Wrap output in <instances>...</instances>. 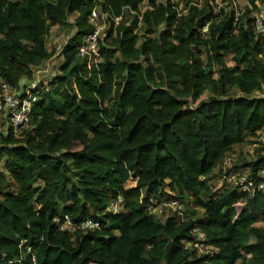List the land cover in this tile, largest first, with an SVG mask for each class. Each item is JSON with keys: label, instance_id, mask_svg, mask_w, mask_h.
I'll use <instances>...</instances> for the list:
<instances>
[{"label": "trees", "instance_id": "obj_1", "mask_svg": "<svg viewBox=\"0 0 264 264\" xmlns=\"http://www.w3.org/2000/svg\"><path fill=\"white\" fill-rule=\"evenodd\" d=\"M207 1L0 0V93L61 61L22 133L0 112V264H264V35L233 8L264 0ZM93 10L108 26L89 60ZM53 28L73 32L60 51ZM246 137L252 156L230 157ZM242 175L250 193L227 182ZM198 234L206 250L185 248Z\"/></svg>", "mask_w": 264, "mask_h": 264}, {"label": "built area", "instance_id": "obj_2", "mask_svg": "<svg viewBox=\"0 0 264 264\" xmlns=\"http://www.w3.org/2000/svg\"><path fill=\"white\" fill-rule=\"evenodd\" d=\"M178 0H175L177 5ZM217 7H221V3L215 2ZM195 5V4H194ZM233 8L235 11L236 19L241 16L246 10L253 17L254 28L258 33L264 35V1L255 2L254 5L246 1H233ZM178 15L183 14L185 11H180ZM108 15L106 13L99 14L97 10L91 12L89 23L92 24L95 28L92 34H90L86 39L83 45L79 48V56H87L89 60L96 59L97 55V41L101 38L103 32L106 30L108 24L106 18ZM120 18H115L117 22ZM207 31V25L202 29V32ZM62 46H57V51H60ZM36 79V78H35ZM38 82V78L36 79ZM35 80V81H36ZM36 83V82H35ZM47 84L40 86H35L31 88L23 89L20 93H15L14 89L8 86L7 84L1 85L0 93V112H4V115L8 119V125L14 135H19L22 133L28 126L30 122V113L33 105L38 100V91L37 89H46ZM237 154L231 155L230 157L234 158ZM230 158L225 160V164H229ZM227 182L237 186L240 190L250 193L253 189V183L245 175L239 177H228ZM259 189L264 188V185H259ZM121 207V198L118 197L116 200H113L107 209V212L116 214L118 213L119 208ZM148 210L152 213L158 215L161 213L163 208H170L173 211H180L181 206L177 201H154L147 205ZM56 223L59 224V230L61 231H73L74 229H96L100 225L97 222L92 221L91 219H86L83 223L76 226L68 218L64 220L56 219ZM204 236L198 234V238L193 241H184L183 244L185 248L194 247L199 251L206 250V247L203 246L202 242Z\"/></svg>", "mask_w": 264, "mask_h": 264}, {"label": "rangeland", "instance_id": "obj_3", "mask_svg": "<svg viewBox=\"0 0 264 264\" xmlns=\"http://www.w3.org/2000/svg\"><path fill=\"white\" fill-rule=\"evenodd\" d=\"M215 1L217 3H221V0H215ZM187 2H188L189 6L194 5V4L201 6L205 2H208V1L207 0H188V1L187 0H181V1H178L177 7L180 11H183V10L185 11L183 14H185L187 12V9L184 7L185 3H187ZM144 8L142 7V9H144ZM72 35H73V32H69L67 30L62 31V30L57 29V28L52 29L49 37L47 38V41L49 42L48 49H50V50L55 49L56 50L57 46H62L64 44V42H66L67 39L69 37H71ZM59 63H61V61H60L58 56H56L54 59H52L50 61H47L46 63L44 62V64L41 65L39 70L38 71L36 70V72H35V78L37 79V77H38V82L36 80L35 86L37 87V86H40L43 84H47V81H49V78L52 77V75L54 73H56ZM208 96L209 95L207 93H205L202 97L199 98L197 103L200 101H206L208 99ZM197 103L194 104L192 102H188V104H190L191 107H193ZM6 128L7 127L5 125L4 119L0 116V132L5 133ZM257 137H258L257 140H259L261 143L264 144V132L258 133ZM250 140H254V139L246 137V139L243 141V143L240 146L235 148L234 153H236L237 156L239 154H241V155H247L248 157H251L254 146L252 147L251 145H249ZM4 165H5L4 162L0 163V169L1 170H5ZM223 167H224V165H222L221 168H223ZM211 184L216 189H219L224 185L222 182V178L215 179L214 181L211 182ZM134 186H135V182L132 179H129L126 182V187L130 188V187H134ZM111 202L112 201H110L108 203L106 211L109 208ZM163 209L165 210V208H163ZM182 210H183V208H182ZM259 225H261V224L257 223V226H259Z\"/></svg>", "mask_w": 264, "mask_h": 264}, {"label": "crops", "instance_id": "obj_4", "mask_svg": "<svg viewBox=\"0 0 264 264\" xmlns=\"http://www.w3.org/2000/svg\"><path fill=\"white\" fill-rule=\"evenodd\" d=\"M53 29H54V28H53ZM51 31H52V30H51ZM65 43H66V42H64V44H65ZM64 44H63V45H64ZM48 45H49V42L47 41V47H48ZM63 45H62V46H63ZM45 63H46V62H45ZM43 64H44V63H43ZM37 78H38V77H37ZM35 80H36V79H35ZM35 82H36V81H34V83L32 84V86L35 84ZM32 86H27V87L25 86L26 88H24V90L27 89V88H30V87H32Z\"/></svg>", "mask_w": 264, "mask_h": 264}]
</instances>
